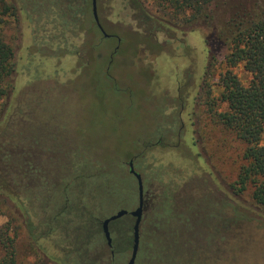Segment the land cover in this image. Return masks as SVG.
<instances>
[{"label":"rangeland","instance_id":"rangeland-1","mask_svg":"<svg viewBox=\"0 0 264 264\" xmlns=\"http://www.w3.org/2000/svg\"><path fill=\"white\" fill-rule=\"evenodd\" d=\"M10 1L20 21L5 28L16 72L13 91L0 102V227L7 233L0 264H76L71 230L94 226L102 235L106 215L135 204L131 158L157 197L156 211L169 204L154 216L139 264H264V210L250 191L233 187L246 163L245 144L212 113L200 125L207 32L182 29L158 9L163 21L140 23L126 0H113L97 9L109 36L88 17L83 36L56 21L63 0ZM224 69L221 57L210 71L216 95ZM235 72L249 79L241 66ZM177 77L188 80L185 126L179 135H162L166 94L176 95ZM202 126L210 129L207 142ZM101 246L85 261L107 263Z\"/></svg>","mask_w":264,"mask_h":264},{"label":"trees","instance_id":"trees-1","mask_svg":"<svg viewBox=\"0 0 264 264\" xmlns=\"http://www.w3.org/2000/svg\"><path fill=\"white\" fill-rule=\"evenodd\" d=\"M102 2L107 7L113 5V0H97V9ZM126 3L132 17L140 23L162 20L159 10L171 17L174 25H182V29L201 28L207 32L210 64L198 97L202 107L200 125L203 116L212 113L216 124L231 130L245 144L246 163L233 187L236 193L250 191L252 203L264 210V0H126ZM62 7L64 12L58 14V22L64 30L75 26L85 36L88 27L83 23L87 17L91 25L99 28L93 0H63ZM19 21L18 6L10 0H0V102L13 91L16 72L14 47L5 35V28ZM221 57L225 69L219 74L221 91L216 95L209 77ZM240 66L249 74L247 81L235 72ZM203 127L201 137L207 142L210 129ZM163 206L158 211L155 206L153 218ZM6 234L0 227V241Z\"/></svg>","mask_w":264,"mask_h":264},{"label":"flooded vegetation","instance_id":"flooded-vegetation-1","mask_svg":"<svg viewBox=\"0 0 264 264\" xmlns=\"http://www.w3.org/2000/svg\"><path fill=\"white\" fill-rule=\"evenodd\" d=\"M30 5H32L31 6L32 9L30 11L37 10L38 14L40 16L42 15V12H40L36 8L35 4H30ZM32 14L33 13L30 12V15H29L30 21L35 19L33 18L34 16H32ZM56 21H58V17L56 18ZM187 82L188 80L182 81V78L180 77H177V79L175 78L173 83L176 85V92H175L176 95L171 96V95L166 94L169 100V107L167 110H165L164 115L167 118L168 122H166L163 125L164 128L159 131V133H161L162 135H164L163 133L174 134L175 132H177L176 134L179 135L181 133V130L185 126L184 110L186 108V99L185 97L182 96V88L187 85ZM158 141L160 142V140ZM35 159L36 158H34L33 160ZM134 159L135 158H131L128 164H129V174L133 176V178L136 180V196L137 197H136L135 204L132 206L125 205L122 207V209L106 215V217L101 221V226H99L102 232V235L97 236L94 233L97 229L94 226L92 227V230L90 232H87L86 230H82L78 225H77V228H75L74 230H71L72 235L70 236L71 238L70 245L73 246V253H71V257H70L71 262L73 263L76 262V264H100L94 260H88V261H85V260L90 259L88 257V251H90L93 247H94L93 249L102 247L101 246L102 242H105V249L106 251H109L108 261L105 264H128L131 258L133 244H134V226L138 219V215H134L133 211H135L140 206L139 183H138V179L136 178V176L131 172V166H130V163H133L134 165ZM24 162L20 161L18 162V164H20L23 167ZM15 163H17V161L15 160V157H14L8 167H11V168L12 166L15 167L16 166ZM30 163L33 164L31 161L25 164V166H27L28 169L32 168V165H30ZM12 169H10L9 171H11ZM33 170L35 171L37 170V168L35 169L33 168L32 171ZM25 171L24 173L29 172L28 170H25ZM13 172H15V170ZM42 174L44 175L45 173L42 172ZM142 183H143V199H142L143 203H142V209L140 212V215H141V221H140V227H139L140 245H139V251L137 254V258L135 260V264H139L138 256L140 255L141 257V246L143 244V241L147 239L152 233V231L154 230V223H153L154 219L152 215L154 213V208L158 203L156 195L153 194V192L148 187H146L143 177H142ZM163 205L167 206L168 203H163ZM121 210H126L127 212L116 219L110 220L108 223V230L110 232V239H111L109 242L104 232V226H103L104 221L107 218L117 214ZM66 222L69 223V220L67 219ZM50 237L49 238L47 237V240H46L47 243L49 244L53 242V239ZM100 237H102V240ZM93 244L94 246L92 247ZM42 251L47 257H49L48 254L44 252V250ZM59 264H62V263L60 262Z\"/></svg>","mask_w":264,"mask_h":264},{"label":"water","instance_id":"water-1","mask_svg":"<svg viewBox=\"0 0 264 264\" xmlns=\"http://www.w3.org/2000/svg\"><path fill=\"white\" fill-rule=\"evenodd\" d=\"M93 14H94L95 21L97 22L98 26L100 27L102 33L104 34L105 37H108L109 34L104 30V28L102 27V24L100 22V19H99L98 10H97V0H93ZM130 166H131V172L138 179L139 192H140V206L135 211H133L134 215H138V219H137V221L135 223V226H134V244H133L131 258H130V260L128 262V264H135V260L137 258V254H138V251H139V245H140L139 227H140V221H141L140 212H141L142 203H143V201H142V199H143V183H142V176H141V174L139 172H137L135 170L133 163H130ZM126 212H127L126 210H121L117 214L107 218L104 221V225H103L104 226V232H105V235L108 238L109 242L111 240L110 239V232L108 230L109 221L112 220V219H116V218L120 217L121 215H123Z\"/></svg>","mask_w":264,"mask_h":264}]
</instances>
